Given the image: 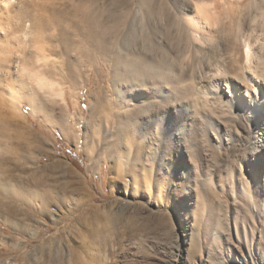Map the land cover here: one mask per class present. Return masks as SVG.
<instances>
[{"label": "rangeland", "instance_id": "374dc122", "mask_svg": "<svg viewBox=\"0 0 264 264\" xmlns=\"http://www.w3.org/2000/svg\"><path fill=\"white\" fill-rule=\"evenodd\" d=\"M74 1L57 0V5L71 7ZM80 1L100 25L82 22L79 35L67 20L55 26L50 33L56 37L46 44L48 57L40 52L44 43L32 41L27 27L18 33L27 35L26 46L11 35L23 47L14 67L18 80L9 78L0 86L1 115L8 122L0 131L2 178L25 185L32 205L9 196L4 200L0 264H74L80 259L87 264H264V152L247 150L244 142L251 136L241 118L209 94L203 108L222 123L212 130L232 139L220 143L196 127L197 151L189 160L179 157L174 127L159 135L134 133L126 121L134 106L117 105L124 96H140L122 82L131 75L122 69L127 65L123 59L134 50L154 52L163 36L186 63L195 52V84L203 79L208 91V84L223 78L246 89L245 37L264 36V0H156L170 8L152 18L168 24L162 34L148 33L142 0ZM187 3L193 5L183 16L201 14L199 31L211 42L195 41L175 20L176 7ZM208 4L213 11L206 13ZM14 6L26 10L19 0ZM63 28L72 43L59 39ZM80 40L82 52L76 47ZM201 48L209 50L211 62L212 56L220 57L219 68L202 70ZM260 54L257 68L264 75V50ZM30 57L39 66L55 62L56 74L44 76L33 65L25 66ZM22 89L33 93L35 102L20 97Z\"/></svg>", "mask_w": 264, "mask_h": 264}, {"label": "bare ground", "instance_id": "6f19581e", "mask_svg": "<svg viewBox=\"0 0 264 264\" xmlns=\"http://www.w3.org/2000/svg\"><path fill=\"white\" fill-rule=\"evenodd\" d=\"M17 1L18 0H0V20H5L4 24H0V30L3 34V36L0 38V45L5 48L4 50L3 48H1V52H3L4 55L0 54V86H6V84H8L6 82L9 78L18 80V76L16 77V70L14 69V67L19 65V56L21 50L19 47L20 45L23 47V45L20 41H14L12 39H16L15 37H13L16 36L19 37L18 39L25 40L27 38V35L20 34L21 32L23 34L22 30H25L26 27L29 30V33L32 34L30 38L32 41L36 43H44L40 52H42L45 57H48L46 52L48 50V47L46 46V44L54 40V38L56 37L53 32L50 33V30L55 26H62V24L67 20L69 25L74 28L75 34L79 35V33L81 32L82 22L87 21L94 27H98L100 25L99 21L91 20V17L88 16V14L86 13L84 5L80 0L76 2L74 1L71 7H69L67 3H65L64 6H58L57 0H19L23 3L24 6H26V10L24 11L21 9L18 10L14 6V3H16ZM194 2L195 1H193V3ZM194 4L195 6H197V8L199 7L198 3ZM192 5L187 3L184 7H176V14L174 16L175 20L180 24L183 31L190 35L192 39H195V41L197 42L201 40L209 43V41H212V37L208 34H205L204 32L199 31L200 22L198 18L201 17V14L195 15V17L183 16L184 14H186L185 10L191 9ZM212 6L213 4L209 5V9L205 8V12H212ZM140 7V14H143V20L145 17V19H148L149 21L148 23L146 22L148 24L146 26L148 33H164V25L167 23L164 24L163 20H154L152 18L155 17L157 12L167 13V11L170 10L169 6L167 4H158L156 0H142ZM198 10L200 11L201 8H199ZM165 20H167V18ZM168 21L171 20L169 19ZM135 25L132 24L131 31L135 30L134 32H136V28H138V26ZM166 26H168V24ZM126 28H128V26ZM67 29L68 28H63L61 33H59V39L66 44L72 43V37L70 36V32H67ZM143 31H145V27ZM19 32L20 34L18 35ZM138 33L140 32L138 31ZM141 33L143 34L142 31ZM142 34L141 37L143 36ZM262 35L263 33H257L255 35H249L248 37H245V44L247 47V59L246 63L244 62V70L247 72V78L250 84V86H246V89H244V87H242V85L240 84L232 85V83L228 81V79L223 78L213 84H208V91H206L207 89H204L205 84L203 83V79L200 78L201 80L198 81L199 85L195 84V80H197L195 79L193 81L194 63H196V60L194 61L195 52L190 53V55H192L188 57V62L186 63V60H183V54H181L180 51L175 49L172 42L166 41V38H164V36L156 43L157 46L154 47V52H151V48L149 49V51L151 52L149 54L148 52L142 53V50L131 51L129 53L131 57H123V60H125L127 65L124 66L125 68H122L125 70H129L131 75H129V77L126 75L123 76L122 82L126 85H130L132 91H136L140 94V96L133 95L132 98H126L127 96H124L120 102L122 103V105L117 102L118 107H124L126 105L134 106L131 107L133 109L131 110V114L126 120L129 123V126L131 127V131L140 134L142 130H149L151 134L155 133L159 135L160 131H169L172 130L174 127L173 136L176 140V143L180 147V152H182L179 157L183 158L181 157V155L183 154L185 156L184 158L192 160L191 158L197 151V148L195 149V144L193 141L195 135L194 129L196 127L201 131H204L208 136L213 134L217 138V141H219L220 143L225 137L221 135L219 130H216L215 128L214 129L216 131L212 130L213 127H216L214 125L222 127V123L220 124L219 122L221 120L218 121L214 116H210L211 113H208L203 108L202 101L208 99L209 94H211V97H217L221 99L226 108L235 113V118H241L239 121L240 125L245 129L247 134L251 136L250 141L248 143L244 142V145L246 144L247 150L253 153H256L260 150L264 152V75L258 70V61L256 60L258 59V56H261L260 53H262L264 50V36ZM221 39L225 40L226 38L222 37ZM81 43L82 40H80L79 43L76 44L78 52H82ZM23 44H25L26 46V40ZM64 48H66L65 45ZM145 48H147V46ZM145 48L143 47V50ZM200 50L202 52L204 51V57L203 62H201V68L205 71V73L206 69L208 70L212 67H220V57L212 56L213 60L211 62L209 50L205 48H201ZM32 58L33 57L25 58L23 61L24 65H33L31 67H33V69H39L41 74L44 76H54L56 74L55 62H52L53 64H51L46 61L43 66H39L33 61ZM10 91L11 95L16 96L15 91ZM17 92L20 93V97H22L24 100L35 102L34 95H31L33 93L29 94L23 89ZM120 93L123 96L124 92L121 91ZM140 98H142V100ZM1 113L2 111L0 109V131L5 125H8V122H5L3 120ZM177 121H180L179 124L181 125V127H175ZM232 121L233 120H229V122L226 123L225 126H230L229 124ZM228 128L229 127H227V129ZM186 130L191 133L190 136L187 134ZM225 139L229 141V139H232V137H225ZM132 141L133 137L132 140H130L131 144ZM0 146H2L1 141ZM1 161L2 156L0 154V217L2 216V212L5 208L4 200L8 198V196L9 198L11 197L12 201H18L19 199H21L26 202L29 206L32 205L31 199L29 197V192L26 189L25 185H23L19 180L14 181V183L3 180V165ZM163 162L167 164V162H165V157L163 159ZM8 203L11 205L10 201ZM8 208L10 209L9 205ZM11 211L12 210H10V212ZM15 211L16 212L14 213H18V210ZM8 219L10 220V218ZM15 227L23 231V226ZM74 264L87 263L80 259L76 260Z\"/></svg>", "mask_w": 264, "mask_h": 264}]
</instances>
